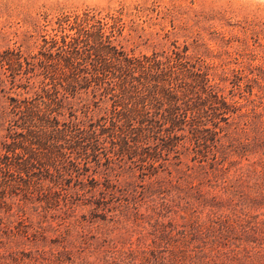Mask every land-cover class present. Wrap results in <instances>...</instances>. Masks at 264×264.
<instances>
[{
    "label": "trees",
    "instance_id": "1",
    "mask_svg": "<svg viewBox=\"0 0 264 264\" xmlns=\"http://www.w3.org/2000/svg\"><path fill=\"white\" fill-rule=\"evenodd\" d=\"M193 6H196L194 0L184 9L175 8L170 16L172 29L164 32L163 43L159 45L161 52L135 57L110 46L106 48L110 61H99L90 70L78 68L75 58L65 55L60 59L64 70L73 73L63 74L56 84L62 89V97L56 96L61 89L43 87L32 99L20 95L11 98L8 110L21 111L24 119L22 131L8 133L0 148V170L4 172L0 176V209H5L0 214L3 235L0 236V264L19 263L11 238L19 239L17 243L23 245L29 241L36 247L30 254L33 264L40 259L43 264H93L82 258L85 252H90L94 261L131 264L137 249L123 250L117 243H132L131 233L134 232L139 246L145 243L148 235L153 237L151 246L146 248L149 251L142 249L144 262L139 264H199L202 256L213 263H218L222 257L237 258L230 254L239 249L232 240L233 235L239 233L229 217L221 221L212 219L204 229L199 217L187 219L181 227L173 220L163 221L166 217L173 219L169 214L177 211L174 206L180 207L184 197L173 173L168 172V179L160 178V167L156 163L164 151L172 149L173 141L177 139L172 134L186 123L188 112L198 114L207 100L186 104L184 119L180 120L176 116L178 106L175 102L179 96L166 89L164 82L167 78L175 80L180 76L176 68L178 64L180 66L177 59L182 55L197 53L199 49L203 50L202 57L222 59L223 55V45L215 48L210 43L212 30L209 23L214 20V15L204 4L200 9ZM177 21H181V26L176 25ZM173 38L177 39L170 41ZM100 48H97L98 53ZM87 70L91 73L90 78L78 77ZM110 78L113 81L106 87L105 81ZM190 92L188 89L186 97ZM98 100L106 105L99 106ZM110 101L114 102V108ZM66 111H71L68 116ZM70 115L71 119H67ZM63 116L65 119L62 120ZM197 126L192 125V134L197 132ZM165 130L171 136H156V132ZM102 138H105L102 141L107 152L105 163L98 154ZM257 142L253 153L259 154L264 150V140ZM22 156L25 158L20 160ZM91 164L96 166L92 168ZM254 164L258 168L249 166L246 177L250 179V185L254 181V188L262 191L264 161ZM39 166L42 167L40 178L34 181V170H39ZM91 171L98 178L85 180ZM147 171L157 181L150 186L142 183ZM138 176L141 183H137ZM75 178L76 183H73ZM17 197L21 202L16 208L8 199ZM207 202H203L205 206L209 205ZM33 204L38 205L33 208ZM188 205L184 207L189 208ZM80 209L85 212L74 219ZM14 215L27 217L28 223H21L17 230L6 225ZM252 218L246 214L243 218L246 220L240 219L238 223L242 229L249 228L261 235L264 220L252 223ZM94 227L96 241H89L87 234ZM28 229L33 230L31 236ZM122 232L129 237L120 236ZM50 234L55 236L50 237ZM220 237L222 242L218 246ZM196 242L202 245L193 247ZM163 243H167L166 253L161 250ZM107 245L111 249H105V255L99 257V252ZM248 253L254 255L250 258L264 255V251L257 248Z\"/></svg>",
    "mask_w": 264,
    "mask_h": 264
},
{
    "label": "rangeland",
    "instance_id": "2",
    "mask_svg": "<svg viewBox=\"0 0 264 264\" xmlns=\"http://www.w3.org/2000/svg\"><path fill=\"white\" fill-rule=\"evenodd\" d=\"M191 1L0 0V148L2 139L8 133L22 131L23 113L8 110L11 98L20 95L21 98L32 99L43 87H55L58 91L61 88L56 84L60 77L73 73L72 70H64L61 57L70 55L75 58L78 68L90 70L99 61H110L107 60L111 58L107 54L109 50H106L110 46H116L135 57L161 52L159 45L163 43L162 36L172 29L170 16L175 8L184 9L190 6ZM194 1V8L200 9L204 4L205 9L214 15V20L209 23L212 30L210 43L215 48L223 45V55L222 59L202 57V49L197 53L182 55L176 58L180 62L176 68L180 76L175 80L167 78L164 82L166 89L173 90L179 96L175 102L178 106L176 116L180 120L184 119L186 104L207 100L198 114L188 112L186 123L172 134L177 137L172 149L164 151L156 163L160 167V178L168 179V172L173 173L174 180L183 189L181 193L184 197L180 207L174 206L177 211L169 214L173 219L166 217L163 221L167 223L173 220L181 227L187 219L199 217L204 229L212 219L221 221L229 217L232 224L237 226L236 233H239L233 235L232 239L235 242L233 245L239 249L230 254L237 255V258L220 256L218 263H213L202 256L199 264H264V255L250 258L254 255L248 253L255 248L264 251V231L257 235L252 229H242L238 223L240 219L246 220L243 219L246 214L253 217L252 223L264 220V190L254 188V181L250 185V179L246 177L249 166L258 168L254 163L264 161V150H260L259 154L253 153L257 141L264 140V0ZM176 25L181 26V21H177ZM179 39L182 43L183 38ZM98 54L104 57H98ZM89 70L79 73L78 77L90 78ZM109 81L112 82V78L105 81L106 87H109ZM94 87L98 88L97 85ZM188 89L191 92L186 97ZM61 94L62 89L56 96L62 97ZM109 103L114 108V102ZM98 105L103 107L106 104L101 102ZM70 112L66 111L67 116ZM77 114L81 116V113ZM61 119H65L64 116ZM67 119H71V115ZM89 122L90 119L86 120V123ZM193 124L198 125L194 134L191 133ZM161 134L162 137L171 136L167 130L156 132V136L161 137ZM103 139L99 142L98 154L105 163L107 152ZM19 158L22 160L25 156ZM91 165L92 168L96 166ZM41 169L39 166V170H34V181L40 178ZM94 173H88L85 180L94 176L98 178ZM3 175L4 172L0 170V176ZM137 178V183H141L139 176ZM143 181L144 186L157 182L148 171ZM73 183H76V178ZM139 190H142L141 187ZM8 201L17 208L21 199L17 197ZM203 202L209 205L205 206ZM33 205L36 208L38 204ZM4 210L0 209V214ZM82 210H78L73 218L81 217V213L85 212ZM9 220L6 225L15 230L20 228L21 223H28L25 216L14 215ZM95 230L94 227L87 234L89 241H96L93 236ZM27 233L31 236L33 230L28 229ZM131 234L132 243L118 241L117 245L123 250L137 249V256L131 264H139L144 262L142 249L149 251L146 248L151 246L153 237L148 235L145 243L139 246L136 232ZM0 236H3L1 231ZM120 236L129 237V234L122 232ZM10 240L12 249L20 258L18 264H33L30 254L31 251L34 253L36 247L28 240L26 245L17 243L19 239L16 238ZM218 240V246H221L222 238ZM201 245L196 242L193 247ZM105 249L111 248L105 246L99 252V257L105 255ZM161 250L167 252V243L162 244ZM82 258L93 261V264H108L98 259L94 261L95 257L90 252H85ZM39 261L35 264H43V261Z\"/></svg>",
    "mask_w": 264,
    "mask_h": 264
}]
</instances>
